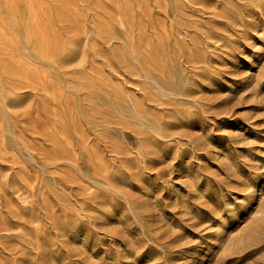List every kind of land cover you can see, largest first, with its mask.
Here are the masks:
<instances>
[{
	"label": "rangeland",
	"instance_id": "obj_1",
	"mask_svg": "<svg viewBox=\"0 0 264 264\" xmlns=\"http://www.w3.org/2000/svg\"><path fill=\"white\" fill-rule=\"evenodd\" d=\"M0 264H264V0H0Z\"/></svg>",
	"mask_w": 264,
	"mask_h": 264
},
{
	"label": "bare ground",
	"instance_id": "obj_2",
	"mask_svg": "<svg viewBox=\"0 0 264 264\" xmlns=\"http://www.w3.org/2000/svg\"><path fill=\"white\" fill-rule=\"evenodd\" d=\"M147 19V18H146ZM255 31V30H254ZM122 58V57H121ZM92 73V72H91ZM19 77V76H18ZM19 79V78H18ZM20 80V79H19ZM32 121V120H31ZM23 143V142H22ZM40 153V152H39ZM58 161V160H57ZM60 162V161H59ZM232 204V203H231ZM126 222V221H125ZM111 223V222H110ZM129 223V222H128ZM256 238V237H255ZM175 239V238H174ZM183 245V244H182ZM186 253V252H185Z\"/></svg>",
	"mask_w": 264,
	"mask_h": 264
}]
</instances>
